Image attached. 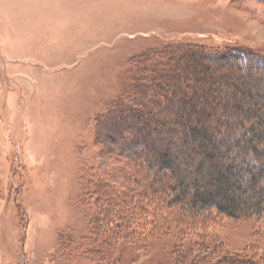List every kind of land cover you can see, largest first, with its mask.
Listing matches in <instances>:
<instances>
[{"label": "rangeland", "instance_id": "374dc122", "mask_svg": "<svg viewBox=\"0 0 264 264\" xmlns=\"http://www.w3.org/2000/svg\"><path fill=\"white\" fill-rule=\"evenodd\" d=\"M176 44L264 54V0H0V264H256L230 259L254 242L256 222L221 218L217 238L200 248L177 229L138 247L94 241L90 182L126 195L120 173L135 169L95 143L93 120L137 77L133 57ZM232 101L220 113L232 133L221 137L238 131ZM239 106L241 114L250 105L242 98ZM215 119L192 142L182 119L168 124L177 134L163 130L153 148L198 160Z\"/></svg>", "mask_w": 264, "mask_h": 264}, {"label": "trees", "instance_id": "16d2710c", "mask_svg": "<svg viewBox=\"0 0 264 264\" xmlns=\"http://www.w3.org/2000/svg\"><path fill=\"white\" fill-rule=\"evenodd\" d=\"M131 64L137 77L94 118L93 130L95 143L110 156L131 163L135 174L120 173L126 195L102 179L90 182L87 203L93 208L94 241L99 248L119 242L138 247L177 229L200 248L217 238L221 218L256 222L254 242L230 259L264 264V132H257L259 123L264 127V54L242 47L216 50L176 44L142 52ZM252 79L258 86L244 92ZM256 96L262 100L261 110ZM242 98L250 106L238 114ZM227 99L236 102L227 113L238 125L231 137L225 136L232 133L230 124L220 120ZM215 117L198 160L188 154L171 159L168 152L153 148L166 139V132L177 134L168 124H180L182 119L189 125L183 140L192 142L205 134L200 127ZM220 130L226 132L223 137ZM242 138L247 141L242 143ZM166 142L175 147V141ZM205 147L210 150L204 152ZM179 162L192 170H181ZM206 164L209 170L199 180L197 174ZM244 190L246 199L240 197ZM62 240L61 236L64 249Z\"/></svg>", "mask_w": 264, "mask_h": 264}]
</instances>
